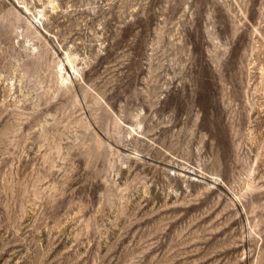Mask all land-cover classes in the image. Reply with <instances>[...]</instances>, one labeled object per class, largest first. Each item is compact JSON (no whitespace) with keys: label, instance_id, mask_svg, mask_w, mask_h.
<instances>
[{"label":"rangeland","instance_id":"374dc122","mask_svg":"<svg viewBox=\"0 0 264 264\" xmlns=\"http://www.w3.org/2000/svg\"><path fill=\"white\" fill-rule=\"evenodd\" d=\"M263 73L264 0H0V264H264Z\"/></svg>","mask_w":264,"mask_h":264},{"label":"bare ground","instance_id":"6f19581e","mask_svg":"<svg viewBox=\"0 0 264 264\" xmlns=\"http://www.w3.org/2000/svg\"><path fill=\"white\" fill-rule=\"evenodd\" d=\"M26 9V8H25ZM27 10V9H26ZM41 15L42 16H44V13H42L41 12ZM68 56V55H67ZM69 57V56H68ZM63 60V59H62ZM67 61L69 62L70 61V59L68 58L67 59ZM57 66V65H56ZM72 67V66H71ZM74 68V67H73ZM72 69V68H71ZM77 69V68H76ZM64 71V67L62 66V63L61 64H59V68L57 69V73H59L60 74V76H63V72ZM73 71H74V69H73ZM67 75V74H66ZM263 75H264V73H263ZM263 75H261L262 77H263ZM64 79H66V77H63V80ZM264 84V83H263ZM139 122V121H138ZM137 125H138V127H140V123H137Z\"/></svg>","mask_w":264,"mask_h":264}]
</instances>
